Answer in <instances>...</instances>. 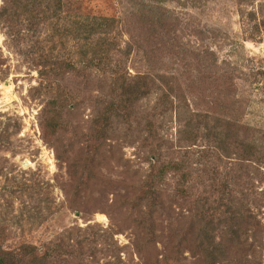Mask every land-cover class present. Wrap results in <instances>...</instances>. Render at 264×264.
I'll use <instances>...</instances> for the list:
<instances>
[{
	"label": "rangeland",
	"instance_id": "rangeland-1",
	"mask_svg": "<svg viewBox=\"0 0 264 264\" xmlns=\"http://www.w3.org/2000/svg\"><path fill=\"white\" fill-rule=\"evenodd\" d=\"M71 1L80 12L116 20L111 36L117 48L114 64L123 74L135 76L148 69V59L144 55L147 46L132 54L127 48L131 34L136 36L140 31L138 28V32L130 33L135 27L130 26L129 13L142 3H158L169 10L174 16L171 21L177 25L178 41L184 45L190 40L195 41L200 47L201 59L207 49L214 51L220 64L226 60L244 72L264 70V0ZM10 5L11 0H0V247L18 251L20 246L30 244L45 252L60 243L63 234L66 236L70 231L78 239L92 236L95 231L88 230V226L93 225L95 230H117L99 244L96 254L99 263L92 261V257H88L89 263L55 257L50 264H106L111 261H114L111 264H166L165 256L170 257L169 264H205L195 244L199 228L206 219L195 214L193 208L202 203L196 200L198 194L203 190L204 195L211 190L210 177L205 178L204 185L198 182L197 190L196 183L194 196L187 199L175 193L176 179L168 178L161 189L163 205L151 220L152 236L147 234L148 223L145 228L140 226L144 221V206L132 205L149 172L152 149H159L161 144L163 149L159 150L164 159L180 158L186 150L200 156L204 150L200 146L203 144L201 138L196 146L187 148L189 145L185 144L179 148L185 136L182 120L192 116L197 100L193 98L203 91L201 82L197 85L191 82V76L200 71L195 63L193 67L190 64L191 60H196L194 49L188 44L187 50L179 45L170 48L168 40L155 39L151 45L158 49L156 54H151L155 74L163 75L165 69H172L168 76L179 77L182 73V80H187L184 90L178 87L180 81L168 78L172 83L176 82L175 91L174 85L170 90L167 79L160 77L164 80L160 81V88L155 87L138 103L130 130L125 118L118 116L101 147L103 154L95 156L96 160L81 179L80 187L83 188L79 190L74 166L83 164L84 158L90 156L87 140L95 133L107 102L116 96L110 88L115 76L94 69L87 73L88 78L75 77L72 72L63 79L57 78L59 80L54 83L62 84L63 89L70 92L75 107L66 114L70 121L68 131H62L57 141L49 142L40 127L42 111L49 98L34 89L43 82L44 75L40 71L43 72L45 67L38 66L37 62L50 53L61 60L76 58L78 46L73 40L63 45L59 37H52L56 19L54 23L31 26L25 14L17 20L11 19L7 12ZM39 14L41 11H37L36 15ZM207 87L206 83L204 90ZM239 91L246 97L244 120L252 125L255 133L263 134L264 94L242 81ZM199 103L202 113L209 109L207 106L213 105ZM154 107L158 111L166 108V113L161 131L158 129L160 139L148 140L149 133L144 129L146 118L157 120L160 117L155 115ZM71 142L74 147L66 152V146ZM58 154H62L59 155L61 158ZM261 171L264 173V168ZM253 176L256 175H251L252 181ZM255 179L259 184L257 191L264 192V178L260 182ZM251 190L248 191L250 194ZM252 200L246 202V206L253 208L256 222L248 221L241 242L236 240L225 247L230 252L228 258L241 260L235 264H256L255 261L264 264V203ZM220 214L214 220L217 241L225 235L228 224L226 221L218 223L220 219L226 220V216ZM228 220L231 221V216ZM193 221L197 222L198 230L190 234L180 252L175 253L173 245L187 234ZM253 242L258 245L256 257L250 249ZM94 245L90 241L89 246ZM241 255L246 258L237 257Z\"/></svg>",
	"mask_w": 264,
	"mask_h": 264
},
{
	"label": "trees",
	"instance_id": "trees-1",
	"mask_svg": "<svg viewBox=\"0 0 264 264\" xmlns=\"http://www.w3.org/2000/svg\"><path fill=\"white\" fill-rule=\"evenodd\" d=\"M37 11H41V14L36 15ZM7 12L13 20H17L23 14L27 15L31 26L42 22L54 23L53 21L56 19L52 37H59V41L63 45L73 40L78 46V57L76 58L61 60L56 59L50 53L46 57L42 56L41 61L37 62L38 66L45 67L43 72L40 71L44 75L43 82L34 89L49 98L40 119V127L49 142L57 141L58 135L62 131H68V122L70 121L66 118V114L72 107H75L70 100L73 99L70 92L64 90L62 84L56 85L54 81L57 78H65L70 72L74 73L75 77L88 78L87 73L94 69L115 76L110 83V88L116 96H112L115 98L107 102L95 133L91 139L87 140L86 148L90 156L84 158L83 164L74 166V171L79 178L77 186L79 190L83 188L80 187L83 184L81 179H84L89 167L96 160L95 156H98L99 153L103 154L100 151L101 147L103 148L107 134L112 130L114 122L118 121L116 120L118 116L125 118L126 124H128L127 129L130 130L131 126L133 127V115L138 103L152 93L155 87L160 88V81H164L161 78L167 79L166 83L170 85V90H173L174 85L175 91V84L178 81H180L178 87L184 90L187 80H182V73L179 77H175L173 74L168 76L167 73H171L172 69H165L163 75L155 74L151 64L154 59L151 54H156L158 50L154 46L151 47L154 45L155 39L161 37L168 40L171 43L170 48L179 45L187 50L186 45L188 44L189 48L194 49L196 60H191L190 64L193 67L195 63L196 68L198 67L200 71L195 76H191V82L192 85L201 82L203 91L198 92L199 96L193 98L197 100L194 103L196 109H193L192 116L182 120V131L185 136L184 142L179 148L185 147V144L189 145L187 148L196 146L199 144L198 138H201L203 144L200 146L204 150L200 156L186 150L180 158L164 159L159 150L163 149L161 144L159 149H152L149 157V172L143 179L141 192L135 201H132V205L142 204L144 206V221L140 226L145 228L148 223L147 234L152 236L154 229L151 220L153 214L163 205L161 189L168 178L172 176L176 179L175 193L187 199L194 196L196 183L197 190L198 182L199 185H204L205 178L210 177L212 180L211 190H207L204 195L202 190L196 197V200L202 201V203L197 204L199 207L196 205L193 208L196 211L195 214L206 221L200 228L196 221L191 222L187 234L178 238L172 249H176L175 253L180 252L182 245L188 241L189 235L194 234L199 228L198 242L195 247L200 250L205 264H235L234 262L241 261H232L228 258L230 252L225 247L236 240L241 242L248 221L249 223L256 222V217L252 213L254 210L252 207L246 206V202L254 199L264 203V192L257 191L259 184L255 179L258 178L260 182L264 178V173L261 171L264 168V133L258 135L257 132H254L252 125L244 120L247 109L246 97L240 94L239 82L249 84L264 94V70L244 72L234 63L226 60L220 64L214 51H207V49L201 59L200 54L202 53L198 51L200 47L195 41L190 40L186 42V45L178 41L177 25L171 21L174 16L158 3H142V5L132 8L129 13L130 26L135 27L134 30H130V33L138 32V28L140 31L136 36L131 34V40L127 42L128 53L139 52L144 45L147 46L144 55L148 59V69L145 72H137L135 76L126 72L123 74L122 70L114 64V52L117 48L111 36L116 20L80 12L74 7L71 0H11ZM139 37L140 39H138ZM206 52L207 55H205ZM216 73L217 76H215ZM168 78L174 79L175 84ZM206 83L208 87L204 90ZM199 101L204 105L212 103L213 105L207 106L209 109L202 113L198 108L201 105ZM158 110L155 108V115H160L159 119L146 118L144 129L149 133L148 140L160 139L159 133L163 126L162 118L166 113V108ZM73 147L74 143L71 142L66 146L65 151L70 152ZM56 151L58 153V150ZM59 155L62 154H58V157ZM252 174L256 175V177H252L253 181ZM249 190H251V194L248 192ZM214 194L215 198H213ZM211 198L214 200L211 201ZM220 213L226 216V220L220 219L218 223L226 221L228 224L225 235L217 241L215 234V224L217 223L214 220L216 216H221ZM230 216L231 221L228 220ZM94 227L93 225L88 226V230L95 232L92 236H86L83 239L72 236L71 231L66 236L63 234L61 242L45 252L30 244L20 246L18 251H9L1 246L0 264H50L55 257H68L69 260L85 261L86 263L90 262L88 257H92V261L99 263L96 258L99 244H103L105 238L109 237L108 234H115L117 230L110 228L108 230L96 229V231ZM90 241L95 245L89 246ZM151 242L153 241L151 240ZM256 247L258 245L256 246L254 242L251 243L250 249L254 250L255 257L258 252ZM86 249L89 250L85 251ZM237 257L246 258L245 255H243L244 258L242 255ZM169 259V256H165L166 264H169ZM112 262L114 261L106 264ZM255 262L258 264L257 261ZM238 263L240 264V262Z\"/></svg>",
	"mask_w": 264,
	"mask_h": 264
},
{
	"label": "bare ground",
	"instance_id": "bare-ground-1",
	"mask_svg": "<svg viewBox=\"0 0 264 264\" xmlns=\"http://www.w3.org/2000/svg\"><path fill=\"white\" fill-rule=\"evenodd\" d=\"M101 217H102V218H105V216H102V215H101Z\"/></svg>",
	"mask_w": 264,
	"mask_h": 264
}]
</instances>
